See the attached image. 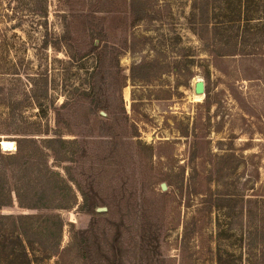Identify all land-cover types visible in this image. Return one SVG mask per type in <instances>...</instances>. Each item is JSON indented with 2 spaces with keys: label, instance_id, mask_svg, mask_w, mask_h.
Listing matches in <instances>:
<instances>
[{
  "label": "rangeland",
  "instance_id": "rangeland-1",
  "mask_svg": "<svg viewBox=\"0 0 264 264\" xmlns=\"http://www.w3.org/2000/svg\"><path fill=\"white\" fill-rule=\"evenodd\" d=\"M185 1L0 0L1 141L55 136L59 109L80 152L71 172L89 209L108 212L86 214L76 190L62 250L74 225L86 258L71 248L43 264H217L219 250L264 264V53L219 50L264 36L216 37Z\"/></svg>",
  "mask_w": 264,
  "mask_h": 264
},
{
  "label": "trees",
  "instance_id": "trees-1",
  "mask_svg": "<svg viewBox=\"0 0 264 264\" xmlns=\"http://www.w3.org/2000/svg\"><path fill=\"white\" fill-rule=\"evenodd\" d=\"M138 2L141 0H132V4ZM187 8L192 25L201 14L204 20L202 24L208 27L210 34L214 30L213 35L216 37H224L228 30H235L237 36L243 34L242 30H245L244 34H248L255 28L257 34L264 36V0H186L182 2L181 10L186 13ZM154 17L152 14L150 18ZM192 31L195 33L194 28ZM195 34L204 42L200 34ZM95 35V40L100 42L106 37L104 31ZM221 47L220 53H226L229 48L235 47L233 53L251 62L257 60L258 56L262 58L264 53V43L262 46L223 43ZM95 94L94 90V96ZM64 106L65 103L61 109ZM55 113L58 130L55 136L49 137V129H46L37 135L39 138L33 136L15 140L14 152L4 151L0 145V264H43L51 258L62 257L71 248L75 249L79 261L85 259V236L75 231L74 225L70 227L76 240L72 239L69 247L62 250L67 223L61 212L71 211L78 206L76 190L85 197L86 202L80 209L85 210L86 214L95 217L108 214L89 209L82 185L71 172L70 164H79L77 156L80 152L76 148H68L76 144V141L66 140L61 135L69 131V128L64 125L60 110L56 109ZM88 165L90 170L97 172L94 164ZM92 178L87 177L88 181H92ZM100 181V177H94L89 187L95 189L100 186ZM15 203L23 210L21 213L4 212L13 208ZM30 211L37 213H26ZM234 237L235 234H220L218 239ZM216 255L217 264H243L241 254L237 255L234 251L222 253L219 250Z\"/></svg>",
  "mask_w": 264,
  "mask_h": 264
},
{
  "label": "water",
  "instance_id": "water-1",
  "mask_svg": "<svg viewBox=\"0 0 264 264\" xmlns=\"http://www.w3.org/2000/svg\"><path fill=\"white\" fill-rule=\"evenodd\" d=\"M195 93H196L197 96H204V94H205V84H204V82H202V81L197 82V84L195 86ZM0 145H1L2 149H3V141L0 142ZM4 151H7V150H4ZM161 189H162V191L165 192V191L168 190V187H167L166 184H162L161 185ZM98 211L102 212L104 210L99 209Z\"/></svg>",
  "mask_w": 264,
  "mask_h": 264
},
{
  "label": "bare ground",
  "instance_id": "bare-ground-1",
  "mask_svg": "<svg viewBox=\"0 0 264 264\" xmlns=\"http://www.w3.org/2000/svg\"><path fill=\"white\" fill-rule=\"evenodd\" d=\"M15 143L13 141H3V149L10 151L14 149Z\"/></svg>",
  "mask_w": 264,
  "mask_h": 264
}]
</instances>
